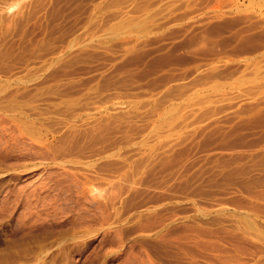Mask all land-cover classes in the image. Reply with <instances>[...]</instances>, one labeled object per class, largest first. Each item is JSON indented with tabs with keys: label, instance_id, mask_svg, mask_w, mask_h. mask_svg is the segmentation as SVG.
<instances>
[{
	"label": "rangeland",
	"instance_id": "1",
	"mask_svg": "<svg viewBox=\"0 0 264 264\" xmlns=\"http://www.w3.org/2000/svg\"><path fill=\"white\" fill-rule=\"evenodd\" d=\"M0 264H264V0H0Z\"/></svg>",
	"mask_w": 264,
	"mask_h": 264
}]
</instances>
